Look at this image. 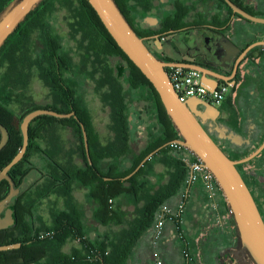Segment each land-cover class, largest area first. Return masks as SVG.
<instances>
[{
	"label": "trees",
	"instance_id": "1",
	"mask_svg": "<svg viewBox=\"0 0 264 264\" xmlns=\"http://www.w3.org/2000/svg\"><path fill=\"white\" fill-rule=\"evenodd\" d=\"M14 1L16 0H0V14ZM54 1L43 0L15 33L9 37L0 50V68H5V72L0 76V124L6 127L10 134L7 145L0 152V172L22 148L21 124L24 117L30 112L38 109L52 110L59 114L75 112L78 121L73 118L58 120L50 116H40L31 123L27 152L23 159L12 167L9 174L13 176L17 188L22 184L23 177H26L32 171L38 172L39 177L29 188L26 202L22 204V196H20L15 203L17 215L15 229L17 234H13V240L7 242V244L21 243L22 247L13 250L12 260L0 264H126L134 245L137 244L139 233L145 232L151 227L156 213L165 204L164 198L166 197L162 195L164 193L145 197V189H143L145 183L140 182L138 185L136 182V180L145 176L144 170L138 172L129 181H123V178L129 173L119 172L115 168H109L107 172L101 170L102 161L108 156L109 149L100 146L98 136L93 133L91 113L84 98L82 96L75 97L72 86L67 84L72 81V78L65 77L66 74H69L76 79L81 78V80H84L88 76L93 79L98 70L94 69L93 72L85 76L84 73L87 74V61H84L78 70H74L76 64L70 52L65 51L62 37L55 32L49 21L50 16L52 17L57 10H67L68 25L72 35H80L81 45L86 51L84 56L82 54L84 59L87 60L92 57L96 68L98 65L95 66V62H98L101 66L106 58H119L127 66L121 68L117 77L124 76L127 68L129 77L126 83L134 90L140 87L145 88L147 95L145 101H150L147 111L153 115L160 130L157 133L155 144L144 154L143 158L155 149L167 144L172 153H177V174L173 187L177 195L184 193L188 177V168L181 155L183 151L170 146V143L180 139V135L167 115L154 87L118 47L89 2L87 0H60L59 5L56 6ZM114 1L129 22L126 11L128 0ZM215 1L219 3L223 10L229 13L230 17L241 18L233 13L224 0ZM231 1L249 14L264 18V0ZM195 7L193 6V9ZM176 9L178 10L176 15L178 22H174L173 26L175 27V24H177L180 27L183 25V17L188 15L191 9L187 7L185 2H177ZM214 20L216 18H213ZM213 23H216V21ZM221 24H228V20ZM139 37L141 36L139 35ZM259 41H264V36L261 40H257V42ZM84 43L86 44L83 45ZM106 74L114 75L115 73L110 68L106 70ZM34 76L51 90L52 104L38 106L29 98L31 80ZM113 86L116 87L113 94H104L102 99L104 104L113 109V122L118 132L117 140L121 145L118 151L123 154L127 151V143L130 139L128 120L132 111L131 102L139 99V97H135V95L130 97L124 91V87L119 85L118 80H113ZM101 87L99 86L98 89ZM128 96L131 98V102H128ZM13 105H19L24 113L18 115L14 111ZM57 122H62L73 129L81 144L80 151L85 162H87L80 123L85 126L91 149L92 165L78 168L72 164V161H67L63 165L56 158L46 155L41 147L42 141L46 139V129L44 127L46 124L52 125ZM37 154L46 159L48 166L44 163V170L37 167V163L32 161L33 155ZM249 155L250 153H247L244 156ZM141 160L142 158L134 163L130 172L137 168ZM105 178H112V180L107 181ZM5 184L7 183L1 182L0 189ZM77 184L91 189L90 200H94L98 206L93 215V220L96 223L106 226L111 224L121 226L124 224L125 215L114 203L118 198H129L137 204L143 199L146 206L141 213L142 219L131 224L129 231L106 233L96 240H91L87 236L89 230L85 224L83 211L77 207L73 198V192ZM247 186L249 187V185ZM166 195H170V193ZM59 197L65 198L64 209L59 207ZM52 198L54 199L52 200ZM48 200H52V203L48 204L52 224L44 220L42 213L43 205ZM226 209L229 212L227 204ZM233 226L234 237L238 242V246L241 247L234 220ZM75 240L81 243V247L72 249L69 254L65 253L64 248L70 241ZM244 249L247 251L246 248Z\"/></svg>",
	"mask_w": 264,
	"mask_h": 264
},
{
	"label": "crops",
	"instance_id": "2",
	"mask_svg": "<svg viewBox=\"0 0 264 264\" xmlns=\"http://www.w3.org/2000/svg\"><path fill=\"white\" fill-rule=\"evenodd\" d=\"M159 1L162 3L160 8L172 11L173 7L170 5L173 0H155L157 6ZM177 1L185 2L186 4L188 1L192 2L198 8L197 12L204 16L205 21L209 22L213 18H220L221 22L228 20V24L225 25L226 35L236 42L240 48L253 44L264 36V25L249 22L236 16L230 17L229 13L223 10L215 0H204L201 2L198 0ZM147 17L150 20L153 19L151 16ZM193 18L194 16L190 19L192 20ZM166 48L171 62H177L178 56L172 52L170 42L167 43ZM252 54L253 59H255V65L248 76L240 75L239 80L244 81L243 86L233 88L229 95L231 100L239 106L238 119L227 126L229 132L239 137L237 139L239 143H242L240 138L244 141L245 139L249 140L250 135L254 136L252 143L246 145L247 148L238 150L241 152H236L239 156L247 153L252 154L264 143V46L257 47ZM113 76L117 78L115 74ZM91 89L93 90V87ZM124 91L126 92L125 89ZM95 94L102 99L105 91L103 89L101 91L97 90ZM86 95L84 100L89 109L90 103L86 101ZM105 107L108 109V111L106 110L107 120L103 122L95 120L92 115L94 111L89 109L94 127L99 131H97L99 144L101 147L109 149L108 156L102 161L101 170L107 172L109 168H115L119 172L129 173L123 178V181H129L138 172L144 170L145 176L136 180V182L138 185L140 182L145 183L143 187L145 189V197L164 193L162 195L166 197L164 198L165 204L175 209L178 208L180 201L184 205V212L180 217L167 220L163 236L157 248L153 247L154 222L145 232H137L139 233L137 244L134 245L126 264H151L156 250L160 252L164 264H186L183 257L185 252L193 258L191 264H226V256L239 249V246L234 237L233 218L227 211L226 203L222 196H218L215 201L210 199L200 180L194 187L187 186L184 193L177 195L173 188L177 174V153H172L168 146H164L159 151H157L159 149L157 148L143 158L144 154L155 144L157 133L160 130L153 115L142 111L143 105H137L134 108V114L129 115L132 116V119L129 118L128 120L130 139L127 143V151L120 154L118 150H120L121 145L117 140L118 132L113 122V109L106 104ZM109 114L111 117L108 116ZM72 134V130L68 128L55 127L50 132V135L42 141L41 147L45 152L50 150V155L58 161H72L74 166L84 168L79 151V143L69 139ZM97 134L95 132V135ZM67 141H70V143L67 144ZM151 154L152 156H150ZM183 154L184 152L181 155L183 156ZM149 156L150 158L145 161ZM141 158L142 160L137 168L130 172L134 163ZM45 160V157L42 158L38 154L32 157V161L38 163L36 166L42 170L45 169L43 164L47 165ZM40 162L42 163L39 165ZM33 174L36 175L37 180L39 173L35 171ZM105 180L109 181L112 178H105ZM90 192L91 189L77 184L73 192V198L77 207L83 211L85 224L89 230L87 236L91 240H96L106 233L112 234L122 230L129 231L131 224L137 223L142 219L141 213L146 206V202L143 199L137 204L129 198H118L114 203L118 205V209L125 215L124 224L121 226L113 224L106 226L96 223L93 220V215L97 211L98 206L94 200H90ZM167 193H170V195H166ZM58 202L60 209H64L65 198L59 197ZM44 207L48 208L46 202L43 205V211L44 213L47 212L48 215L46 216L43 213V216L44 220L47 221L49 220L47 218L51 219V216H49V209ZM71 242L64 248V252L67 254L71 253L72 249L81 247V243L78 240Z\"/></svg>",
	"mask_w": 264,
	"mask_h": 264
},
{
	"label": "water",
	"instance_id": "3",
	"mask_svg": "<svg viewBox=\"0 0 264 264\" xmlns=\"http://www.w3.org/2000/svg\"><path fill=\"white\" fill-rule=\"evenodd\" d=\"M87 1L118 47L141 71L158 93L167 115L180 135V139L172 143H177L192 152L213 173L223 193L226 204L231 211L241 245L247 249L256 264H264V219L251 190L237 167L239 164L248 163L260 155L264 151V143L248 157L240 161L232 160L204 129L199 120L200 118L216 122L219 115L218 109L213 107L211 103H206L196 98L190 99L185 103L181 102L168 76V68L178 66L201 72L203 76L202 82L210 91L216 89L221 82L235 88L236 80L233 78L236 75L238 64L252 49L264 46V41L255 42L247 47L236 62L237 66L234 75L227 78L202 65L186 62L161 61L149 50L144 40L139 37L114 0ZM42 2L43 0H16L0 14V50L9 37L15 33L18 27ZM224 2L234 14L249 22L264 25V18L249 14L235 5L231 0H224ZM223 40L224 49L226 51H232L229 58H225V65L223 66V68H229L233 59L241 52V49L228 38H224ZM40 116H51L59 119L74 117L77 119L74 112L59 114L55 111L45 109L32 111L24 117L21 124L23 136L22 148L13 160L0 172V182L8 180L11 184L10 193L0 201V214L19 193V190L14 187V183L9 178L8 172L25 156L30 140V125ZM81 127L85 151L89 158L88 136L85 126L81 124ZM0 131L2 133L0 142L1 151L8 141V132L2 124H0ZM217 131L221 134L222 139L229 140L238 146L242 145L243 139L240 138L242 143L237 142L239 137L232 132L227 133L228 130L226 128L217 127ZM247 143H249V140ZM164 146H168V144ZM164 146L157 151L161 150ZM10 223L11 215L7 213L6 220L0 218V229L7 227ZM20 247L21 244L19 243L0 246V252L15 250Z\"/></svg>",
	"mask_w": 264,
	"mask_h": 264
},
{
	"label": "flooded vegetation",
	"instance_id": "4",
	"mask_svg": "<svg viewBox=\"0 0 264 264\" xmlns=\"http://www.w3.org/2000/svg\"><path fill=\"white\" fill-rule=\"evenodd\" d=\"M177 2H178L177 0H173V2L170 5L173 7L171 11L165 8H160V5L162 4L160 3V1L158 2V6H157L155 0H128L127 8H126L127 18L131 23L133 29L144 40L149 50L161 61L171 62V59L167 54V48H166L167 43L170 42L172 45V52L176 56H178L177 62H186L191 64L202 65L208 67L211 70L216 71L221 76H225L227 78L232 77L234 75V71L237 66L236 62L240 58L241 53L247 47L240 48L236 42H234L226 35L225 32L226 26L221 24L222 22L220 21V18H216V20H214L216 21V23H213L214 22L213 19L209 22L205 21L204 16L201 13L197 12L198 8L195 7V9H193L194 5L192 2L189 1L187 3V7L190 8L191 11L188 13V15H185L183 17V21H182L183 25L178 27V25L175 24L174 27L173 23L178 22V20H176V15L178 12V10L176 9ZM147 16L149 17L151 16V18L153 19L150 20ZM193 16L194 18L191 20L190 18ZM224 38H228L241 49V52H239L237 56L233 59L229 68H223V66L225 65L224 62L225 58H229V56L232 53L231 50L226 51L224 49L223 46ZM256 48L252 49L247 55H245L242 58L241 62L238 64L236 75L233 78L236 80L235 88H240L244 84V81L242 82V80L241 81L239 80L240 75L242 76L244 74L245 77L248 76L250 70L255 65V59H253L254 57L252 53L255 51ZM113 61H116V64L119 65L118 68H124L125 66H127L122 60L109 57L106 58L105 61H103L100 67H96V68L86 67L87 74L84 73L85 76L93 72L94 69L98 70V72L95 73V78L92 79L91 77L88 76L86 79L81 80V78L76 79L75 77L73 78L72 75L68 74L69 77L66 78H72V81L68 82L67 84L69 86H72V89L75 92V97L82 96L84 98L85 94L89 92V89H91L92 87L93 89H95V91L97 90L101 91V89H103V91H105V94L112 95L116 89V87L113 86V80L114 81L118 80L119 85L121 86L128 85V92H130L131 96L135 95V97L137 96L139 97V99H137V102H135V100L131 102L133 107L131 114L133 115L135 111L134 108L137 107V105H139L140 102L143 103L145 106L144 102H145L146 90L144 87H140L139 89L134 90L130 87L129 84L126 83L129 77L127 68L124 76H122L121 78H114L111 77L113 76V74H109V75L106 74V70L111 68V66L108 65H110L111 62ZM79 68L80 66L78 68L75 67L74 70H78ZM81 69L83 71V68ZM94 79L95 80L99 79L100 82H102L100 85L102 87L100 89H98V86L95 84L96 81ZM221 84H223V82H221ZM51 97L53 99L52 94ZM211 105L218 109L219 115L216 119V122L199 118L202 126L211 135V137L218 143L221 149L232 160L240 161L246 158V156H244L243 154L242 156L237 155L236 152L238 150H242L243 148H247L246 145L247 144L250 145L254 139L253 135H250L249 143H247L248 139H245L242 145L238 146L233 144L229 140L222 139L221 134L217 131V127H221V128H226L228 130L227 133H229V129L227 128L228 124L235 122L239 117L238 104L233 100H231L230 96H228L227 99L221 105L217 106L214 105L213 103H211ZM147 110L148 107H143L142 109V111L145 112L146 114H150ZM131 117L132 116H129L130 119H132ZM70 118H73L74 120L78 121V118L77 119H75L74 117H70ZM57 119L61 120L59 118ZM64 119H69V118H64ZM81 124L82 123H80V127ZM55 127H61V128L63 127L65 129L68 128L72 130V132H74L70 126L63 124L62 122L53 123L52 125L46 124L44 127L46 129L45 131L46 138L49 136L50 132L53 131V129H55ZM4 128L7 130L6 127ZM81 131H82V127H81ZM1 138H2V133L0 131V142H1ZM9 139H10V134L8 132V141ZM80 145L81 144L79 142V151H80ZM49 152L50 150L46 151L45 153L46 155L51 157L52 155H50ZM84 152L86 155L85 157L87 162H85V159L83 158V154L80 151L85 168L88 167L89 165H92V161L90 157V153H91L90 146H89L90 160L86 154L85 146H84ZM252 161L253 162L250 161L251 163L248 162L250 164L247 163L239 164L237 167L241 175L245 179L246 184L249 185V189L251 190V193L264 219V151ZM59 163L65 165L67 162L59 160ZM47 170L49 171L48 168ZM9 172H8V176L11 179V181L14 183L13 176L9 174ZM29 175L30 174H28L26 177H23V181L20 187L18 188L15 187V183H14V187L19 190V193L17 194V196H15L12 199V201L6 206L5 210L0 214V218L5 220L7 217V213H10L11 215V223L7 227L0 229V246L13 245V244H7V242L13 240V234L14 235L17 234V231L15 229L17 224L15 203H16V199L20 196H22L21 197L22 204L26 202V196L28 195V190L32 186V184L28 186L26 185ZM3 181L6 182L7 184H5V186L2 189H0V201H2L3 198H6V196L10 193L11 190L10 182L8 180H3ZM12 258H13V250L0 252V263L10 261L12 260ZM225 260H226L225 261L226 264H256L253 258L251 257V255L249 254V252L246 251L243 246L239 247V249L235 250L234 252L229 253V255L226 256Z\"/></svg>",
	"mask_w": 264,
	"mask_h": 264
},
{
	"label": "built area",
	"instance_id": "5",
	"mask_svg": "<svg viewBox=\"0 0 264 264\" xmlns=\"http://www.w3.org/2000/svg\"><path fill=\"white\" fill-rule=\"evenodd\" d=\"M168 76L181 102L185 103L190 99L196 98L206 103L221 105L231 94L233 88L228 84H220L216 89L210 91L202 82L201 72L183 67H171L168 69ZM170 146L179 148L184 152L182 160L188 168L187 186L194 187L200 180L209 198L215 201L218 196H223V193L218 185V182L211 171H209L203 162L196 157L192 152L180 146L177 143H171ZM226 203V201H225ZM184 205L180 201L177 209L164 204L156 213L153 224V247L157 248L163 236L164 227L167 220H173L182 215ZM231 215V211L229 210ZM232 216V215H231ZM186 264H191L193 258L186 252L183 254ZM151 264H164L162 256L158 250L153 254Z\"/></svg>",
	"mask_w": 264,
	"mask_h": 264
},
{
	"label": "rangeland",
	"instance_id": "6",
	"mask_svg": "<svg viewBox=\"0 0 264 264\" xmlns=\"http://www.w3.org/2000/svg\"><path fill=\"white\" fill-rule=\"evenodd\" d=\"M54 3L56 6H58L60 3V0H55ZM49 21L51 22L52 26L54 27L55 32L58 33L60 37H62V43L64 45V49L66 52H70V55L72 56V59H73L74 63L76 64V68L83 65L84 61L88 62L86 64V67H90V68L94 67V63H93L94 60L92 57L90 59H87V60H85L83 57L86 51L84 50V48L81 45L82 43H81L80 35H75V34L72 35L71 29L68 25L69 21H68L67 10H57L56 12H54L52 17L50 16ZM85 44L86 43H84L83 45H85ZM82 54H83V56H82ZM117 59H119V58H117ZM95 64H96L95 66H97V65L100 66L98 64V62H95ZM108 66H111L116 77H117V75L119 76L121 68H118L119 65L116 64V61L111 62V64ZM4 72H5V68H3V69L0 68V76ZM65 77H69V75L66 74ZM95 81H96L95 84L99 87L100 83H101L100 80L98 79ZM124 89L127 90L126 93L128 95H130V93L128 92V85H124ZM51 94H52L51 90L48 87H46L43 84V82H41L36 76L32 77L31 85H30V91H29V96H30L29 98L32 100L33 103H35L38 106H45L47 104H52L53 99L51 97ZM86 94H87L86 95V101H88V103H90L89 109L90 110L92 109V111H94V113L92 114L94 119L97 121H102V122L106 121L107 120L106 110L108 111V109H107V107H105V104L103 103V99H101L99 97V95L95 94V89H93V90L89 89V92H87ZM130 97H131V95H130ZM130 97L129 96L127 97V100L129 102H131ZM144 103H145V106L141 102L139 105L140 106L143 105V107H147L150 104V101L146 100ZM101 104H102V106H100ZM13 109L18 115L24 113L22 111V108L19 105H13ZM108 116H110V114ZM110 117H109V119L111 120ZM92 126H93V133L95 134V132H96V134H97L99 131L97 129H95L93 122H92ZM97 136H98V134H97ZM101 138H102V136H101ZM69 139H72V141L75 140L79 143V140L74 135V132H73L72 136L69 137ZM69 143H70V141L69 142L67 141V144H69ZM34 172L35 171L30 173V176L28 177V180H27V184H32L33 182L36 181V175L33 174ZM46 203L51 204L52 202L48 201ZM44 208L48 209L47 207H44ZM42 213H44V211ZM44 215L47 216L48 215L47 212H45ZM49 216H50V214H49ZM47 219H49V220H47V222L49 224H52V220L50 218H47ZM69 243L71 244L72 242L70 241Z\"/></svg>",
	"mask_w": 264,
	"mask_h": 264
},
{
	"label": "bare ground",
	"instance_id": "7",
	"mask_svg": "<svg viewBox=\"0 0 264 264\" xmlns=\"http://www.w3.org/2000/svg\"><path fill=\"white\" fill-rule=\"evenodd\" d=\"M200 183V182H199Z\"/></svg>",
	"mask_w": 264,
	"mask_h": 264
}]
</instances>
